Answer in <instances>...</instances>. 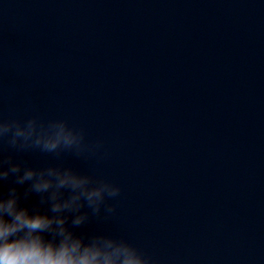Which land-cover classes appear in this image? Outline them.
I'll return each mask as SVG.
<instances>
[{
    "label": "water",
    "instance_id": "water-1",
    "mask_svg": "<svg viewBox=\"0 0 264 264\" xmlns=\"http://www.w3.org/2000/svg\"><path fill=\"white\" fill-rule=\"evenodd\" d=\"M0 103L104 141L67 157L122 187L88 230L160 264H264V0H0Z\"/></svg>",
    "mask_w": 264,
    "mask_h": 264
},
{
    "label": "clouds",
    "instance_id": "clouds-1",
    "mask_svg": "<svg viewBox=\"0 0 264 264\" xmlns=\"http://www.w3.org/2000/svg\"><path fill=\"white\" fill-rule=\"evenodd\" d=\"M29 153L53 162L33 166ZM106 156L104 141L68 118L6 116L0 103V264H160L123 235L88 230L118 216L122 187L67 157Z\"/></svg>",
    "mask_w": 264,
    "mask_h": 264
}]
</instances>
